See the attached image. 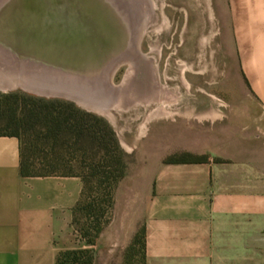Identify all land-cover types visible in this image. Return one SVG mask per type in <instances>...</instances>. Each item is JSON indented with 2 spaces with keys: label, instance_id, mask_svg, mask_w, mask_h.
I'll return each instance as SVG.
<instances>
[{
  "label": "crops",
  "instance_id": "1",
  "mask_svg": "<svg viewBox=\"0 0 264 264\" xmlns=\"http://www.w3.org/2000/svg\"><path fill=\"white\" fill-rule=\"evenodd\" d=\"M213 11L216 60L247 83L232 103L211 95L178 131L149 124L135 176L120 184L117 227L84 246L93 264L134 261L141 229L144 264H264V0H213ZM182 154L205 161L167 162ZM82 191L76 177H22L19 140L0 136V264H56L74 249L61 238Z\"/></svg>",
  "mask_w": 264,
  "mask_h": 264
},
{
  "label": "rangeland",
  "instance_id": "2",
  "mask_svg": "<svg viewBox=\"0 0 264 264\" xmlns=\"http://www.w3.org/2000/svg\"><path fill=\"white\" fill-rule=\"evenodd\" d=\"M149 3V7H144L141 17L144 21L143 36L139 43L141 55L136 56L132 69L127 63L115 73L113 84L119 88H117L118 93L114 97V102L105 110L98 112L82 108L106 120L113 130L119 148L126 155L122 162L126 172L125 178L129 180L135 176L134 169L137 164L135 155L137 151L143 152L148 142L146 137L150 123L161 121L167 128L178 131L185 124L183 118L187 116V112L209 111L211 95L232 103L235 100L231 93L232 88L247 83L244 79L235 77L229 68L223 70L224 61L218 63L216 60L217 20L213 11V0H150ZM143 71H147L149 79H152L150 82L154 89L150 87L151 89L147 91L143 86L137 91L138 83L141 80L145 83ZM185 80L189 83V90L185 88L187 85ZM1 84L5 89H0V95L14 92L27 93L7 82H1ZM158 85L169 88L167 98L164 99L161 96ZM13 87L17 88L13 89ZM2 101L0 97V102ZM163 106L170 108L165 109L169 110L167 115H161L162 113L151 115L157 108ZM1 110L3 112L4 108L2 107ZM226 111L229 112L228 109ZM2 114L0 115V131L3 130L4 124ZM154 132L155 127H152L151 138ZM76 150L72 149L70 156L78 158L79 161L77 163L72 159L69 165L71 166L69 169L75 174L79 172L78 168L82 165L81 154ZM86 165L89 164L86 163ZM110 170L105 165L100 174L101 178H92L89 185L98 192L95 197L103 204L102 210L104 209L105 215L102 216V222L107 221L106 226L115 228L118 218L116 203L117 199L119 202L121 198L120 184L123 180L112 185L110 191L109 185L112 184L108 178ZM85 172L89 173V170ZM108 191L111 192L110 198L107 196ZM81 217L79 214L75 220L81 222ZM95 220L89 221L87 230L94 232ZM73 221L72 217L69 238H61L62 246L69 245L76 248L80 245L78 239L80 225L76 223L72 226ZM141 260L142 257L139 255L127 264H142Z\"/></svg>",
  "mask_w": 264,
  "mask_h": 264
},
{
  "label": "water",
  "instance_id": "3",
  "mask_svg": "<svg viewBox=\"0 0 264 264\" xmlns=\"http://www.w3.org/2000/svg\"><path fill=\"white\" fill-rule=\"evenodd\" d=\"M149 4L0 0V79L27 93L69 100L94 112L87 104L107 98L108 107L119 88L113 84L115 73L141 55V12Z\"/></svg>",
  "mask_w": 264,
  "mask_h": 264
},
{
  "label": "trees",
  "instance_id": "4",
  "mask_svg": "<svg viewBox=\"0 0 264 264\" xmlns=\"http://www.w3.org/2000/svg\"><path fill=\"white\" fill-rule=\"evenodd\" d=\"M0 97L3 99L0 102V115L3 113L4 118L0 136L19 140L21 176L76 177L83 183L81 198L72 210V226L76 223L80 225V245L61 251L56 264H93V252L84 246H94L100 230L108 225V222L101 220L105 215L103 204L95 197L98 192L90 187V181L92 178H101L100 174L105 165L111 169L108 172L109 182L112 183L109 185L110 191L112 185L126 177L122 162L126 155L119 148L113 130L106 120L83 110L69 100L39 97L24 92L4 94ZM72 149H77L81 154L82 165L76 174L69 169L72 159L77 163L79 161L78 158L70 156ZM202 161H205L204 157H194L190 154L167 160L168 163ZM87 170L89 173L85 172ZM110 191L107 192L109 198ZM79 214L82 216L81 222L75 220ZM91 219H96L93 222L94 232L87 230ZM143 248L144 229H141L133 240L128 258L135 259L141 255L144 264Z\"/></svg>",
  "mask_w": 264,
  "mask_h": 264
},
{
  "label": "bare ground",
  "instance_id": "5",
  "mask_svg": "<svg viewBox=\"0 0 264 264\" xmlns=\"http://www.w3.org/2000/svg\"><path fill=\"white\" fill-rule=\"evenodd\" d=\"M150 1V0H149ZM151 3V2H150ZM152 5V4H151ZM154 6V5H153ZM142 14H143V10H142V12H141ZM139 55V54H138ZM138 55H136V56H138ZM134 57V59L133 60H131V61H129L128 62V64H129V66H130V69H132L133 67H134V61H135V59L137 58V57ZM132 71V70H131ZM142 75H144V77H145V83H144V81L143 80H141V82H139L138 83V85L136 86V89H138L137 91H139L141 88H143V86H144V89L145 90H149V89H154L155 87H153V84L150 82V81H152V79H149V75L147 74V71H143L142 72ZM1 82L2 83H5V82H7V81H1L0 80V89H5V87L1 84ZM126 82V81H125ZM7 83H9V81L7 82ZM134 84V83H133ZM157 85V84H156ZM13 86V85H12ZM133 86V85H132ZM151 87V88H150ZM158 87H159V93L161 94V96H163V98L165 99V98H167V96L168 95H166L165 96V94H169V91L168 90H166V88H165V86H160V85H158ZM157 87V88H158ZM118 90V89H117ZM126 91V90H125ZM127 91H128V89H127ZM116 93H118V91H116ZM132 94V93H131ZM116 95V94H115ZM115 95H114V97H115ZM173 100V99H172ZM108 101H109V99H104V100H102L101 102L102 103H100V104H87V106H89V108H92V109H94V110H96V111H102V109L103 110H105L106 109V104H104V103H108ZM167 101V100H166ZM165 105V104H164ZM163 108L164 109H170V108H167L166 106H163ZM169 111V110H168ZM156 113V112H155ZM157 114H158V112H157Z\"/></svg>",
  "mask_w": 264,
  "mask_h": 264
},
{
  "label": "flooded vegetation",
  "instance_id": "6",
  "mask_svg": "<svg viewBox=\"0 0 264 264\" xmlns=\"http://www.w3.org/2000/svg\"><path fill=\"white\" fill-rule=\"evenodd\" d=\"M183 79H185L184 77H183ZM186 81V80H185ZM187 83V82H186ZM165 86V85H164ZM184 86V85H183ZM187 87V89H188V83H187V85L185 86V88ZM165 88H166V90H168L169 91V88L167 87V86H165ZM166 95H168V94H165V96ZM158 112V113H162L161 115H167L168 114V111H166L163 107H159V108H157L151 115H153L154 116V114H156V113ZM159 115V114H158Z\"/></svg>",
  "mask_w": 264,
  "mask_h": 264
}]
</instances>
